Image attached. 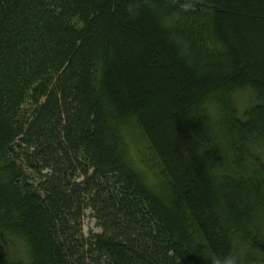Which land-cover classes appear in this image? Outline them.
I'll return each mask as SVG.
<instances>
[{
  "label": "trees",
  "instance_id": "obj_1",
  "mask_svg": "<svg viewBox=\"0 0 264 264\" xmlns=\"http://www.w3.org/2000/svg\"><path fill=\"white\" fill-rule=\"evenodd\" d=\"M263 225L264 0H0V264H264Z\"/></svg>",
  "mask_w": 264,
  "mask_h": 264
},
{
  "label": "rangeland",
  "instance_id": "obj_2",
  "mask_svg": "<svg viewBox=\"0 0 264 264\" xmlns=\"http://www.w3.org/2000/svg\"><path fill=\"white\" fill-rule=\"evenodd\" d=\"M243 98H244V96H243ZM133 139L136 142L137 146L138 145L141 146L139 139L135 135H134ZM143 147H144V143H143ZM134 157L136 158L135 153H134ZM82 229L84 232L98 230V227L96 226L93 218L90 216L88 210H87V212H85V215L83 217ZM263 229H264V225H263ZM4 246L8 250V254L12 259H15L18 261H25L26 260V249H25L24 245L22 243H20L19 241H16V240L9 241L8 243H5Z\"/></svg>",
  "mask_w": 264,
  "mask_h": 264
},
{
  "label": "clouds",
  "instance_id": "obj_3",
  "mask_svg": "<svg viewBox=\"0 0 264 264\" xmlns=\"http://www.w3.org/2000/svg\"><path fill=\"white\" fill-rule=\"evenodd\" d=\"M216 264H237V258L235 256H230L221 260H216Z\"/></svg>",
  "mask_w": 264,
  "mask_h": 264
}]
</instances>
